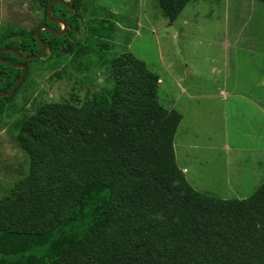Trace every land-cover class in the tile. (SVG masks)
Returning a JSON list of instances; mask_svg holds the SVG:
<instances>
[{"label":"trees","instance_id":"16d2710c","mask_svg":"<svg viewBox=\"0 0 264 264\" xmlns=\"http://www.w3.org/2000/svg\"><path fill=\"white\" fill-rule=\"evenodd\" d=\"M50 1L32 0L44 10L39 24L59 29ZM190 1L158 4L173 22ZM77 2L52 6L68 28L40 31L48 59L80 44ZM36 28L10 32L0 47L36 54ZM107 60V107L51 102L20 123L15 141L30 167L0 199V264H264V180L243 199L194 189L175 161L181 115L158 101L156 73L131 52ZM18 74L0 62V92ZM14 92L0 97V117Z\"/></svg>","mask_w":264,"mask_h":264},{"label":"rangeland","instance_id":"374dc122","mask_svg":"<svg viewBox=\"0 0 264 264\" xmlns=\"http://www.w3.org/2000/svg\"><path fill=\"white\" fill-rule=\"evenodd\" d=\"M77 13L81 41L75 52L28 62L4 107L0 199L29 172V157L15 141L20 123L51 102L107 107L112 86L107 59L123 52L144 61L157 77L175 78L187 89L171 88L177 93L175 110L182 115L175 149L181 142L187 145L175 161L180 166L182 156L188 160V183L219 198L233 199V191L250 196L264 179V155L230 148L250 143L264 148V117L243 111L256 99L264 107V2L193 0L173 22L158 0H78ZM43 16L32 0H0V41L11 33L27 35ZM221 87L230 92L227 117L215 96ZM251 132L255 138L246 136ZM225 143L229 149L221 148Z\"/></svg>","mask_w":264,"mask_h":264},{"label":"crops","instance_id":"0c3cea01","mask_svg":"<svg viewBox=\"0 0 264 264\" xmlns=\"http://www.w3.org/2000/svg\"><path fill=\"white\" fill-rule=\"evenodd\" d=\"M186 22V21H185ZM164 72L167 74L166 70H164ZM264 73V71H263ZM264 78V76H263ZM158 81H159V87H158V101L160 102V104L162 106H164L166 109L168 110H175V106H176V100H177V93L175 94L174 96V93L171 92V88L173 85H175L176 87H178V90L177 91H180V92H183V93H186L187 89H185L181 84H180V81H178L177 79L175 78H170V77H166V76H159L158 75ZM230 94L229 91H227L225 89V87H221L218 91V93L215 95L216 97H218L220 99V101H222V113L227 117L228 115V111L231 110V107L227 104V96ZM258 99L256 100H252L250 102H247L248 104V107L246 109H244L243 111H245V114L248 115L249 113L251 112H254L256 111L257 113V116L258 117H264V107L262 106V103L260 104L258 101ZM232 105V104H231ZM261 105V106H260ZM176 111V110H175ZM179 113V112H178ZM181 115V114H180ZM249 117V120H251V116H248ZM228 118H226V125L228 124ZM181 120H182V115H181ZM180 120V122H181ZM180 124V123H179ZM178 124V126H179ZM178 128V127H177ZM177 131V129H176ZM176 134V132H175ZM174 134V136H175ZM248 138H255V133L251 132L249 134L246 135ZM236 144V143H235ZM225 146L226 149H229L230 147L225 143L223 145H221V148H223ZM242 146V145H241ZM173 147H174V153H175V159L177 158V154H181L184 155L185 154V147H187V145L184 143V142H181L179 144V150L176 151L175 149V143H174V140H173ZM232 150H238L239 152H246V155H249V156H253L255 157L256 154H259V155H264V148L261 147V146H256V145H253V144H246V146H242L240 148H230ZM183 150V151H181ZM245 155V154H244ZM242 156V155H241ZM182 162L180 163V166L178 165V167L183 171L184 175L186 176V174L189 173V165H188V160L185 158V156H182ZM254 161L255 163H257L258 160H256L254 158ZM256 175H257V172H256ZM255 175V177H256ZM254 177V178H255ZM194 178V177H193ZM261 180V179H260ZM260 180L258 181L257 185L255 186H259L258 184H260ZM264 180V179H263ZM192 186L194 189L200 191V192H203V193H207L209 195H212L214 197H217L213 192L212 193H208V191H206V189H202V190H199L200 187H196L198 185L196 184H193L192 183ZM200 186V185H199ZM232 194H235V198L236 199H243V198H246L248 197L247 195H240L238 194L237 192L233 191ZM219 198V197H217ZM220 199H227V198H220ZM230 199V198H229Z\"/></svg>","mask_w":264,"mask_h":264},{"label":"water","instance_id":"95a60500","mask_svg":"<svg viewBox=\"0 0 264 264\" xmlns=\"http://www.w3.org/2000/svg\"><path fill=\"white\" fill-rule=\"evenodd\" d=\"M55 3L63 4V5L67 6L70 9H73V7H74V0H68L67 3L64 0H52L49 3V5L47 7V13H46L48 20H50L51 22H54V23H60L63 27L60 28L59 30H55V29H52V28H50L48 26H42V27H39L36 30L35 36H36L37 40L40 42V45H41V49H40V51L37 54H35V55H24V56H21L17 51L12 50V49L0 50V53L1 52L10 51V52L14 53L16 56H18L21 60H34V59H39L40 57H42L43 53L47 49H46V45H45L43 39L39 35L40 30L42 28H44V29H47L52 34H55V35H63L66 32L67 28H68L67 23L65 22L64 19H59V18H53L52 17V15H51V8H52V6ZM48 52L49 51L47 50V53ZM0 60H2V59H0ZM2 61L5 62V63H7V64H9V65H11L12 67L21 68L23 70L22 74L18 77V79L16 80L15 84L13 85L12 89L9 92H0V97H5V96H10L14 92L16 86L20 82L21 77H22V75L24 73L25 66L24 65L12 64V63H10V62H8L6 60H2Z\"/></svg>","mask_w":264,"mask_h":264},{"label":"flooded vegetation","instance_id":"af4514ba","mask_svg":"<svg viewBox=\"0 0 264 264\" xmlns=\"http://www.w3.org/2000/svg\"><path fill=\"white\" fill-rule=\"evenodd\" d=\"M52 1V0H51ZM50 1V2H51ZM66 3L68 2V0L66 1V0H64ZM65 6V5H64ZM66 8H68L67 6H65ZM69 10H74V7H73V9H70V8H68ZM46 16H47V14H46ZM48 19V18H47ZM59 19H62V18H59ZM48 21H50V20H48ZM51 22V21H50ZM52 23H54V22H52ZM54 24H57L58 26H59V29L60 28H62L63 26L60 24V23H54ZM42 26H48V27H50V28H52V29H55V30H59V29H56L55 27H52V26H50V24H46V23H41V24H39L38 26H37V28H36V30L39 28V27H42ZM40 31H48L47 29H44V28H42ZM36 32V31H35ZM49 32V31H48ZM40 33V32H39ZM45 43V42H44ZM46 45V44H45ZM6 49H12V50H15V51H17L21 56H24V55H32V54H25V53H21V51L20 50H16L15 48H13L12 46H3V47H0V50H6ZM40 49H41V45H40ZM46 49H47V47H46ZM48 50V49H47ZM47 50L43 53V55H42V57H44V54L47 52ZM40 51V50H39ZM38 51V52H39ZM37 52V53H38ZM2 53H11V54H13L15 57H13V56H8V57H2L1 56V54ZM36 53V54H37ZM35 55V54H34ZM42 57H40L39 59H41ZM17 58V59H16ZM0 59H2V60H6V61H8V62H10V63H12V64H17V65H24L25 66V69H24V73H23V75H22V77H21V80H22V78H23V76L25 75V72H26V65H27V63L28 62H30L31 60H21L18 56H16L14 53H12V52H10V51H6V52H1L0 53ZM2 60H0V62H2V63H5V62H3ZM35 60V59H34ZM5 64H7V63H5ZM9 65V64H8ZM9 66H11V65H9ZM12 67V66H11ZM13 68H15V67H13ZM15 69H18L19 70V74H18V77L22 74V72H23V70L21 69V68H15ZM18 77H17V79H18ZM20 80V81H21Z\"/></svg>","mask_w":264,"mask_h":264}]
</instances>
